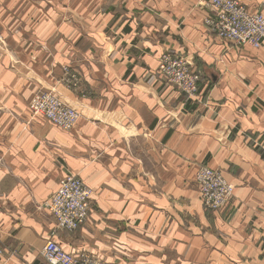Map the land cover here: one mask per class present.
Here are the masks:
<instances>
[{"label":"crops","instance_id":"obj_1","mask_svg":"<svg viewBox=\"0 0 264 264\" xmlns=\"http://www.w3.org/2000/svg\"><path fill=\"white\" fill-rule=\"evenodd\" d=\"M263 11L264 0H239ZM207 0H0V264H46L45 241L106 264H264V41L216 38ZM200 75L189 98L161 53ZM53 92L64 130L29 102ZM233 194L204 208L195 173ZM91 190L73 232L43 206L67 174Z\"/></svg>","mask_w":264,"mask_h":264},{"label":"built area","instance_id":"obj_2","mask_svg":"<svg viewBox=\"0 0 264 264\" xmlns=\"http://www.w3.org/2000/svg\"><path fill=\"white\" fill-rule=\"evenodd\" d=\"M213 15L204 24L216 38L236 45H249L258 49L264 41V12L249 11L239 0H207ZM158 71L167 83L193 97L198 90L200 75L191 70L184 57L161 53ZM31 116L41 115L52 124L71 129L78 119L72 107L62 104L49 92L36 93L30 101ZM199 197L205 209L218 211L233 194L234 186L222 174L206 165L195 173ZM91 190L80 177L67 174L58 181L57 188L44 201L55 222V228L73 232L81 225L89 211ZM41 255L46 264H106L89 252L72 254L64 251L52 238L45 241Z\"/></svg>","mask_w":264,"mask_h":264},{"label":"rangeland","instance_id":"obj_3","mask_svg":"<svg viewBox=\"0 0 264 264\" xmlns=\"http://www.w3.org/2000/svg\"><path fill=\"white\" fill-rule=\"evenodd\" d=\"M44 92H49V93L53 94L57 99H59V98H58L53 92H51V91H40V92H37V93H44ZM35 94H36V93H35ZM35 94H34V95H35ZM34 95H33V96H34ZM32 98H33V97H32ZM32 98H31V99H32ZM59 100H60V99H59ZM30 101H31V100H30ZM60 101H61V100H60ZM61 102H62V101H61ZM29 104H30V102H29ZM62 104H63V102H62Z\"/></svg>","mask_w":264,"mask_h":264}]
</instances>
